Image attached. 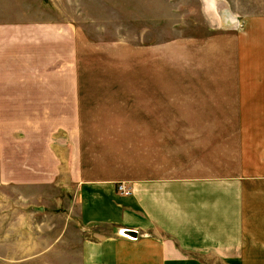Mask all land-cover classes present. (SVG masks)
Listing matches in <instances>:
<instances>
[{"label":"crops","instance_id":"1","mask_svg":"<svg viewBox=\"0 0 264 264\" xmlns=\"http://www.w3.org/2000/svg\"><path fill=\"white\" fill-rule=\"evenodd\" d=\"M27 11L0 19V193L16 197L0 198L6 242L66 184L71 219L95 227L83 237L71 223V264H264V3L163 41L211 56L209 71L154 69L148 45L133 48L148 69L126 74L79 69L92 42L124 41Z\"/></svg>","mask_w":264,"mask_h":264},{"label":"rangeland","instance_id":"2","mask_svg":"<svg viewBox=\"0 0 264 264\" xmlns=\"http://www.w3.org/2000/svg\"><path fill=\"white\" fill-rule=\"evenodd\" d=\"M263 3L264 0H0V19L16 22L28 10L34 19L71 18V23L83 27L95 41H124L92 42L90 54H85V58L84 54L81 56L80 70L93 73L119 71L126 74L133 70L148 69L147 54H135L133 48L151 45L155 47V54L149 55H156L154 69L209 71L211 56L206 58L203 51L197 52V55L183 52L180 42L163 41L205 37L216 30L217 24L233 26L230 15L240 13L244 16L257 12ZM239 18L236 16V19ZM223 21L228 24L225 25ZM96 45L101 47L95 48ZM206 46L209 47L207 43ZM93 85H96L95 81ZM10 197L15 196L13 193H0V198ZM44 197V201L33 204L46 203V215H33L34 218L28 220V224L15 222V231L9 240L11 244L5 239V207L0 205V264H71V242L74 243L71 240V223L75 224L73 234L83 237L94 234L95 227L89 228L76 223L75 218L71 219L68 203L72 199V191L66 184H57V188ZM47 199L53 202L48 205L45 202ZM9 208L17 214L15 219H19V209ZM22 209L27 213L30 211L28 205ZM27 229L28 234L25 232Z\"/></svg>","mask_w":264,"mask_h":264},{"label":"built area","instance_id":"3","mask_svg":"<svg viewBox=\"0 0 264 264\" xmlns=\"http://www.w3.org/2000/svg\"><path fill=\"white\" fill-rule=\"evenodd\" d=\"M116 189H117V192H118L119 194L123 195V196H129V195H131V189H130L129 187H126V186H125L124 184H122V183L118 184L117 187H116ZM125 235H127V236H129V237H133V236H131L129 233H127V234H125Z\"/></svg>","mask_w":264,"mask_h":264},{"label":"water","instance_id":"4","mask_svg":"<svg viewBox=\"0 0 264 264\" xmlns=\"http://www.w3.org/2000/svg\"><path fill=\"white\" fill-rule=\"evenodd\" d=\"M129 234H130L131 236H135V233H134V232H129Z\"/></svg>","mask_w":264,"mask_h":264}]
</instances>
